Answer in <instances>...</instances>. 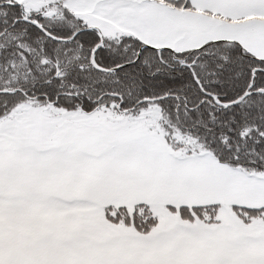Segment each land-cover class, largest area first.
<instances>
[{"label":"snow or ice","instance_id":"6c2138e0","mask_svg":"<svg viewBox=\"0 0 264 264\" xmlns=\"http://www.w3.org/2000/svg\"><path fill=\"white\" fill-rule=\"evenodd\" d=\"M0 264H264V0H0Z\"/></svg>","mask_w":264,"mask_h":264}]
</instances>
